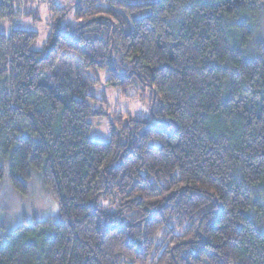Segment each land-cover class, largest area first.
<instances>
[{
	"label": "trees",
	"instance_id": "16d2710c",
	"mask_svg": "<svg viewBox=\"0 0 264 264\" xmlns=\"http://www.w3.org/2000/svg\"><path fill=\"white\" fill-rule=\"evenodd\" d=\"M55 9L77 21L41 50L0 30V179L26 193L36 172L59 215L0 228V264H264V0ZM97 70L150 93L152 119L117 113L92 139Z\"/></svg>",
	"mask_w": 264,
	"mask_h": 264
},
{
	"label": "rangeland",
	"instance_id": "374dc122",
	"mask_svg": "<svg viewBox=\"0 0 264 264\" xmlns=\"http://www.w3.org/2000/svg\"><path fill=\"white\" fill-rule=\"evenodd\" d=\"M74 1L19 0L14 5L17 15L14 14L12 19L0 21V30L7 33L14 26L34 30L38 33V37L32 48L41 50L55 23L65 24L77 21L75 13L72 11L73 9L67 11L62 17L60 16L62 11L55 9V5L66 7ZM99 1L100 3L107 2V0ZM90 75L97 80L93 88L97 100L92 101L93 106L104 111L102 115L91 118L92 139L98 141L110 139V120L117 113L147 120L152 119L150 93H139L134 87L122 90L120 87L109 86L106 84V73L104 70H97ZM255 194H259V196L256 195L254 197L259 199L261 205V212L259 213L264 218V184H261L260 188L255 189ZM109 202L111 201H104V205L112 208L113 205L107 204ZM58 219L56 201L51 193L44 188L36 172H33L26 193L17 191L10 184L7 174L0 179V228H14L25 221L48 220L55 222ZM122 264L131 263L124 262Z\"/></svg>",
	"mask_w": 264,
	"mask_h": 264
}]
</instances>
